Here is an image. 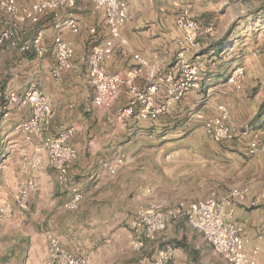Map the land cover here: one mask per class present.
<instances>
[{
  "label": "crops",
  "instance_id": "crops-1",
  "mask_svg": "<svg viewBox=\"0 0 264 264\" xmlns=\"http://www.w3.org/2000/svg\"><path fill=\"white\" fill-rule=\"evenodd\" d=\"M12 1L17 7L27 8L36 0ZM123 1L128 5L130 15L129 23L121 29L127 45L115 46L107 63V72L126 77L131 76L136 66L134 54L151 63L164 59L166 66L172 64L176 53L175 41L181 36L176 17L183 7L191 6L197 23L213 27L209 36L215 35V28V40H220L218 33L224 25V11L234 2ZM68 18H73L80 28L77 34L69 31L61 34L74 50L72 68L53 77L50 69L54 63V23ZM6 20L7 14L0 8V31ZM90 29L95 33H90ZM38 34L44 50L42 57L32 52H21L8 44L0 47V100L9 92L21 95L35 86L49 97L54 115L40 134L35 135L19 130V126L32 117L30 106H10L7 118L0 114V193H4L7 182L9 187L24 180L35 183L30 219L45 222L60 240L71 241L75 248L89 256V264H138L141 253L129 248L130 235L126 228L138 209L159 202L174 206L182 201H204L211 193L220 197L237 191L240 195L234 201L232 222L246 234L249 242L245 251L251 253L253 247L259 246L257 264H264V152L251 153L249 150L250 143L264 141V116L258 120L255 118L258 110L252 111L248 118L250 124L237 126L231 141L218 143L217 146L223 148L219 153L225 159L217 163L220 178L211 182L208 150L198 148V140L188 138L187 134H194L204 126L206 119L219 115L220 100L212 98L199 105L203 89L200 88L187 93L159 118L120 123L116 120V112L128 104L130 96L126 89H121L110 108H97L93 104L95 90L87 76V60L93 47L110 38L102 12L89 1L79 2L72 9L47 11L35 23L26 21L19 25L15 39L22 46L31 43ZM219 43L214 48L216 51L220 49ZM210 52L214 53V50ZM189 58L202 63L201 79L206 70L213 73L219 61H208L199 52L192 53ZM211 61L215 62L214 66H211ZM134 83L139 88L144 86L141 78L134 79ZM220 83L214 87L218 93L221 91ZM214 96L218 97L217 94ZM162 99L163 92H159L158 102ZM72 127L76 131L68 143L77 152V157L67 177L69 186L78 187L82 199L74 211L66 213L64 206L70 198V190L60 186L46 156L37 168L30 167L26 173L21 168L25 161L32 159L34 149L40 146L43 138L56 136ZM163 134H166L164 139ZM181 143L192 145L189 156L185 154L175 159L172 153H163V146ZM20 149L25 152H20ZM119 154L125 155L126 162L117 168L115 174L100 168L102 162L111 161ZM2 201L0 194V203ZM167 246L173 249L171 264H196L195 258H200L202 264H210L211 252L218 257L184 219L170 221L156 240L148 243L142 254L155 258ZM42 251L37 249L40 259L44 254Z\"/></svg>",
  "mask_w": 264,
  "mask_h": 264
},
{
  "label": "built area",
  "instance_id": "built-area-1",
  "mask_svg": "<svg viewBox=\"0 0 264 264\" xmlns=\"http://www.w3.org/2000/svg\"><path fill=\"white\" fill-rule=\"evenodd\" d=\"M91 2L96 10L102 12L110 38L102 44L94 46L87 60V76L95 92L93 104L101 109L110 108L118 98L122 88L128 92V104L117 111V120L132 119L136 121L154 120L164 113L185 94L196 91L201 86L200 71L202 63L189 58L195 50L198 37L209 36L213 33L212 26H200L194 18L191 6L183 7L177 17L176 26L181 36L175 41L176 53L170 70H164L165 61L159 59L154 63L147 61L138 54L133 55L136 66L131 76L120 73H108L107 63L111 59L115 46H126L127 41L121 36V29L130 21L129 7L123 0H36L27 8L17 7L12 0H0V8L6 12L7 20L0 31V47L8 44L21 52H32L37 57L44 55L41 46V36L38 34L31 43L19 46L15 39V30L26 21L35 23L47 11H58L60 8H74L79 2ZM56 34L53 37L52 52L54 63L50 74L56 77L61 71L72 68L71 60L73 48L62 38L64 31L77 34L80 30L73 18L56 20L54 23ZM95 33L94 29L89 30ZM215 62L211 61V66ZM245 76L243 67H235L227 78V84L236 85L242 82ZM141 78L144 86L139 88L134 79ZM164 90V100L158 102L159 91ZM10 106H30L32 117L23 124L22 130L30 134L39 132L48 125L53 118L49 97L42 91L31 88L19 95L9 92L0 100V114L7 118ZM219 115L207 119L204 123V132L215 143L230 141L235 137L236 130L227 125V109L218 106ZM1 126V123H0ZM74 128L59 133L56 137L47 139L44 150L48 165L58 175L60 182L65 180L77 154L67 145V141L74 135ZM251 153L264 152V141L249 144ZM43 157L34 160L33 167L40 166ZM108 173L115 174V169L107 168ZM240 192L233 191L222 197L211 196L204 201H182L174 206L165 203H153L148 208H140L129 221L131 236L129 240L133 252L141 253L138 264H171L173 249L167 246L155 258L142 254L148 243L154 242L157 235L164 231L170 221L184 219L187 224L197 231L212 251L228 264H257V255L260 247H253L251 253L245 251L248 239L244 230L232 222L235 213V199ZM82 196L75 193L65 207L73 210L81 201ZM24 202L19 203L23 207ZM13 209L10 205L0 208V229L5 219L11 218ZM47 253L55 264H85L84 260L66 252L60 242L48 236Z\"/></svg>",
  "mask_w": 264,
  "mask_h": 264
},
{
  "label": "rangeland",
  "instance_id": "rangeland-1",
  "mask_svg": "<svg viewBox=\"0 0 264 264\" xmlns=\"http://www.w3.org/2000/svg\"><path fill=\"white\" fill-rule=\"evenodd\" d=\"M224 13V25L221 28L222 31L218 33V36H221L220 40H215V38L217 37V33L215 32L214 28L215 35L205 36L198 40L195 50L192 53L195 55V52H199L204 58L207 57L208 61H210L211 59L218 61L219 59L218 66H216V69L213 71V73L206 70L205 75L202 76L200 88L203 89H201L200 91L201 97L198 101V104L204 105L208 100L212 98H215V100H220L218 104H222V106H224L228 112L227 125L231 129L236 130V127L239 125L250 124L248 118L252 114V111L258 110L257 115L255 116V118H257L258 120H262L264 116V0H234L232 5L230 7H227ZM218 43L220 44V49H217V52L214 48L218 46ZM212 49L214 50V53L210 52ZM171 67L172 65L166 66L165 64L164 70L168 71L171 69ZM235 67L244 68V79L239 84L233 86L225 85L227 83L229 74ZM211 74L214 75L212 76ZM219 82H221V86L219 87L221 89L220 93H218V91L214 89V87H217ZM34 88L36 87L34 86ZM159 92H163V99L159 101L162 102L165 97L164 90L161 89ZM216 94L218 95V97L214 96ZM182 98L179 101H181ZM172 106L166 111V113L172 108ZM166 113H164L163 115H165ZM133 121L138 122L136 120ZM124 122H126V120H124ZM22 126L23 124L19 126V130L25 132L22 130ZM46 126H44L43 128H45ZM200 127L202 128L196 130L194 134H187V137H193L195 140H198L196 141V146L198 148L203 147L205 150H208V153L210 155V181L217 182L219 177L217 174V172H219V170H217V163L219 161H222V159H225L219 153V151L223 148L217 146L219 144L212 141L206 135L203 126ZM42 129L39 132L32 134H40ZM66 130H68V128ZM56 136L43 138L40 146L34 149V154L31 157L32 159H26L27 161H25L24 166H22L21 168L23 173H26L25 170H29L33 167L32 164L37 157L42 156L43 161L44 156H46L47 159V155L44 150V143L47 139L54 138ZM73 136L71 138H73ZM162 138H166V134H163ZM69 140L67 141V145H69ZM162 142H164V140H162ZM69 146L73 148L71 145ZM191 146L192 145H189V143L163 146V153L167 155H171L172 153L175 156V159H178L185 154L189 156V154H191ZM20 152H25V150L20 149ZM125 162V155L119 154L111 161L102 162L100 168L107 172L108 167H112L117 170V168L122 166ZM37 167L39 166H36L34 168ZM68 174L66 175L63 182L59 181L58 175L56 174L57 181L61 184L59 185L67 187L68 191L70 190V198L65 203V205L71 201L75 193L81 194L77 186H69L70 181H68ZM5 180L9 181L8 178H5ZM33 184L32 182L24 180L19 181L14 187H9L10 185L7 182V187L3 190L4 193H0L3 196V201L0 203V208L6 205H10L13 209L12 217L9 219H5L1 225L0 258L2 254L7 252L8 250H15V253L11 257H9V259H0V264H55L51 261L47 253L48 236L56 238L66 252L82 258L85 264H89V256L87 254H83L77 248H75L71 241L67 240L64 242L60 240L59 236L56 235L53 230H50V228L46 226L45 222L41 220L38 221L37 219H30V216L33 214L31 197L35 195V192H33ZM211 196L217 197L216 193H211L210 197ZM20 202H24L25 205L23 207H19ZM75 209L69 210L65 207V210L67 211L66 213H70ZM126 228L129 230V235L131 236L132 234L129 228V222L126 225ZM32 237H34V240ZM42 248H44V251H42ZM129 248L131 249L130 244ZM37 249L44 252V254H41V259L37 254ZM195 263L202 264L201 259L195 258ZM210 264L227 263L220 259L219 256L217 257L211 252Z\"/></svg>",
  "mask_w": 264,
  "mask_h": 264
},
{
  "label": "trees",
  "instance_id": "trees-1",
  "mask_svg": "<svg viewBox=\"0 0 264 264\" xmlns=\"http://www.w3.org/2000/svg\"><path fill=\"white\" fill-rule=\"evenodd\" d=\"M15 253V250L10 249L7 252H5L4 254H2L1 258L2 260H7L9 259V257H11L13 254Z\"/></svg>",
  "mask_w": 264,
  "mask_h": 264
}]
</instances>
